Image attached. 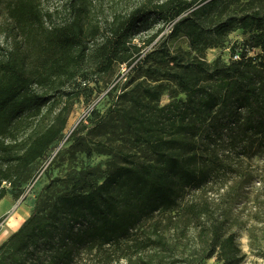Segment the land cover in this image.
<instances>
[{
	"label": "trees",
	"instance_id": "obj_1",
	"mask_svg": "<svg viewBox=\"0 0 264 264\" xmlns=\"http://www.w3.org/2000/svg\"><path fill=\"white\" fill-rule=\"evenodd\" d=\"M217 1L149 0L111 12L101 0H66L52 11L44 0L8 4L6 22H0V32L12 38L10 55L0 61V202L47 157L92 83L111 77L119 66L135 63L134 69L141 63L144 45L162 32L141 45L136 42L141 27L150 21L172 26L170 36L184 34L193 47L210 32L223 33L235 24L245 37L230 61L167 53L180 68L175 79L186 98L172 96L161 105L160 94L146 89L147 101L133 98L123 114L149 156L122 155L123 164L87 190L86 181L66 179L72 184L68 192L46 202L38 196L28 219L0 245L9 264H28L35 252L45 253L49 264H69L82 245L173 255L179 246L170 243L161 222L150 221L171 214L197 190L202 194L188 208L204 217L198 247L183 246L168 264L241 262L236 235L226 233L229 218L208 194L228 187L233 178L238 188L257 178L264 184V175L256 178L257 171L246 166L264 152V9L206 28L200 16ZM227 196L229 190L219 199Z\"/></svg>",
	"mask_w": 264,
	"mask_h": 264
},
{
	"label": "rangeland",
	"instance_id": "obj_2",
	"mask_svg": "<svg viewBox=\"0 0 264 264\" xmlns=\"http://www.w3.org/2000/svg\"><path fill=\"white\" fill-rule=\"evenodd\" d=\"M12 0H0V22L7 19V6ZM107 12L113 9H134L149 0H101ZM155 3L161 0H152ZM66 0H44L49 10L59 8ZM264 0H219L208 7L200 16L206 28H212L228 17H239L254 10H263ZM172 26L150 21L141 27L136 42L144 43L159 30L162 32L149 46L144 45L141 63L119 66L111 77H106L98 85L92 83L91 90L74 105L68 125L62 136L56 141L45 159L38 160L28 170L19 189H10L0 202V245H2L28 219L35 207L36 198L43 202L68 192L73 181H86L84 189L101 184L118 166L123 164L122 155L135 154L137 158L149 156L145 146L134 139L126 125L123 114L131 105L133 98L145 101V90L160 94L159 103L167 104L171 97L185 99L186 95L178 88L175 73L180 68L167 60V53L180 55L184 60L203 59L213 63L220 58L230 61L245 37L237 24L223 33L210 32L206 40L193 47L184 34L172 38ZM0 32V61L10 55L12 38L7 32ZM258 50H252L256 54ZM247 168L264 175V152L257 153L247 162ZM233 175V174H231ZM221 191L208 194L214 197L225 210L229 220L226 233L236 235L241 250L239 264H264V184L258 178L246 188H238L235 180L229 186H220ZM229 190L230 196L224 200L219 196ZM202 193L197 190L188 195L181 205L171 214L156 217L150 221L161 222V228L170 243L179 246L173 255L159 249H147L136 253L134 250L115 249L109 245L103 248L82 245L75 249L69 264H168L181 255L182 247H198L199 226L204 220L201 215L192 214L188 208ZM25 211L21 219L17 215ZM149 225V223H148ZM152 229L146 227L145 234ZM8 253L0 252V264H9ZM129 255V259L125 258ZM5 256V257H4ZM28 264H49V258L43 252L29 255ZM204 264H220L214 258Z\"/></svg>",
	"mask_w": 264,
	"mask_h": 264
},
{
	"label": "bare ground",
	"instance_id": "obj_3",
	"mask_svg": "<svg viewBox=\"0 0 264 264\" xmlns=\"http://www.w3.org/2000/svg\"><path fill=\"white\" fill-rule=\"evenodd\" d=\"M25 211L23 210L22 212L20 211L19 214L17 215V219H21L24 215Z\"/></svg>",
	"mask_w": 264,
	"mask_h": 264
},
{
	"label": "built area",
	"instance_id": "obj_4",
	"mask_svg": "<svg viewBox=\"0 0 264 264\" xmlns=\"http://www.w3.org/2000/svg\"><path fill=\"white\" fill-rule=\"evenodd\" d=\"M235 58H238V56H235Z\"/></svg>",
	"mask_w": 264,
	"mask_h": 264
}]
</instances>
